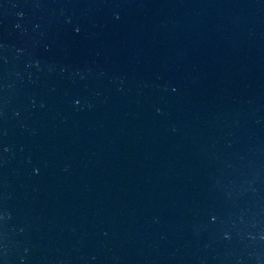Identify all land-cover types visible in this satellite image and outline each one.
I'll return each instance as SVG.
<instances>
[{"label":"water","instance_id":"water-1","mask_svg":"<svg viewBox=\"0 0 264 264\" xmlns=\"http://www.w3.org/2000/svg\"><path fill=\"white\" fill-rule=\"evenodd\" d=\"M0 264H264V0H0Z\"/></svg>","mask_w":264,"mask_h":264}]
</instances>
